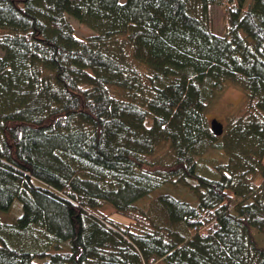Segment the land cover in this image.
Here are the masks:
<instances>
[{"label": "trees", "instance_id": "trees-1", "mask_svg": "<svg viewBox=\"0 0 264 264\" xmlns=\"http://www.w3.org/2000/svg\"><path fill=\"white\" fill-rule=\"evenodd\" d=\"M248 1L0 0V213L21 210L0 264H264V0ZM228 83L248 104L222 152L206 110ZM210 147L216 178L197 169ZM186 182L194 205L157 193Z\"/></svg>", "mask_w": 264, "mask_h": 264}, {"label": "rangeland", "instance_id": "rangeland-1", "mask_svg": "<svg viewBox=\"0 0 264 264\" xmlns=\"http://www.w3.org/2000/svg\"><path fill=\"white\" fill-rule=\"evenodd\" d=\"M250 3V0L248 1ZM208 14L211 22V28L212 30L219 35H223L226 29V16L225 11L222 6L213 5L209 7ZM71 24L74 27L75 34L83 38L91 33V31L87 28H85L83 25L79 24L77 21L70 19ZM0 34L1 31H0ZM2 55V52L0 51V56ZM247 98L244 93V91L238 87L237 85H234L232 83H228L224 86L221 93H219L214 100L211 102V104L208 106L206 110V117L210 121L212 119H216L218 122H220L224 127H227L231 120L238 119L239 117H243L246 114L247 111ZM219 144L217 145L222 149V152H224V146L228 145L229 142L224 139V137L219 136ZM216 146V147H217ZM216 147H210L212 149L208 150L205 155H203L200 158H197V169L202 175H206L208 177L213 176V178H216L218 175L215 172V167L218 166L220 169H224L226 163H227V154H223L220 151L213 150ZM168 150L167 144H162L161 149L156 153V158H159L164 152ZM164 157V156H163ZM251 177V175H250ZM256 182V181H255ZM191 183L186 182L184 186L179 185V188L174 189H167L165 187L160 188L157 193L161 192H170L172 194L177 195L179 198H182L181 200L188 201L190 204L194 205L196 204V192L191 189ZM246 199H249L251 197V194L246 193ZM152 200V197L144 199L143 202H139L140 207H146L149 205L150 201ZM242 200L241 197L233 195L231 198V212L233 211L232 207L240 202ZM16 202V201H15ZM14 202V203H15ZM18 203V202H16ZM102 211L105 214H108V219L114 223H128V219L119 214L114 212V210L108 206L103 205ZM21 214L20 206L19 204H16L14 206H11L10 209L6 213H0V220L3 222H13L19 215ZM254 239L257 242V244L264 248V231H253ZM32 238H27V240ZM33 243V242H32ZM65 247V246H64ZM160 264V263H158Z\"/></svg>", "mask_w": 264, "mask_h": 264}, {"label": "water", "instance_id": "water-1", "mask_svg": "<svg viewBox=\"0 0 264 264\" xmlns=\"http://www.w3.org/2000/svg\"><path fill=\"white\" fill-rule=\"evenodd\" d=\"M210 129L211 132L217 137L221 136L223 133V125L216 119H212L210 121Z\"/></svg>", "mask_w": 264, "mask_h": 264}]
</instances>
